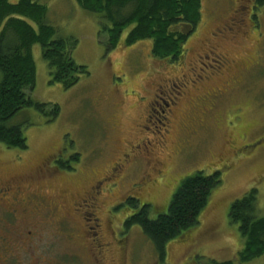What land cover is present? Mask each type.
<instances>
[{
	"label": "rangeland",
	"instance_id": "rangeland-1",
	"mask_svg": "<svg viewBox=\"0 0 264 264\" xmlns=\"http://www.w3.org/2000/svg\"><path fill=\"white\" fill-rule=\"evenodd\" d=\"M39 1L47 8V21L56 29L54 38L75 42L72 56L88 72L68 89L61 83H52L43 47L40 43L33 45L37 75L34 88L27 93L34 101L49 104V110L58 105L59 115L52 119V115L31 107L10 121V125L22 126L28 148L8 147L0 142V178L10 177L14 171L33 169L47 158H56L60 151L62 156L54 160L60 171L53 172L40 185L50 197L61 189L72 195L82 194L88 187L86 184L97 177L108 178L98 210L102 236L111 242L116 235L118 243L127 247L110 246V252L102 255V264H201L211 260L264 264V255L240 261L245 241L239 224L232 222L229 215L234 201L257 189V215L264 216V0H203L202 20L196 32L189 35L180 63L156 57L151 39L127 45L129 29L123 32L115 48H109L108 33L101 32L106 24L101 26L103 16L89 12L76 0ZM248 4L257 23L242 46L251 66L249 74L243 84L236 85L223 98L198 103V82L193 84L191 77L195 78L192 73L199 64V54L204 51L202 47L212 24L222 23L219 17H225V11ZM237 50L241 53L242 49ZM205 63L199 65L198 72L202 75L212 72L209 63ZM183 75L190 85L182 90L176 84L170 93L171 82L183 79ZM2 78L0 70V82ZM169 94L170 98L179 97L178 114H181L180 119L173 120L170 131L164 125L159 99L161 96L167 100ZM146 145L154 149L153 162L161 160L160 166H156L159 172L152 169L139 150ZM128 153L130 159L123 170L113 173V166ZM17 158L22 160L21 164L14 162ZM61 161L69 167H63ZM217 170L222 171V184L213 190L198 223L168 242L164 259H160L154 242L140 225L126 228L125 220L136 208L122 205L113 211L115 231L118 225L114 234L108 219L109 205L133 195L141 203L151 204L150 216L157 218L168 210L185 177L197 171L212 174ZM147 177L154 179L141 189L136 187L138 181ZM109 184H113L110 189ZM46 199L50 203L55 200ZM74 199L60 198L61 207L52 203L60 215L64 213L63 216L76 222H65L67 219L63 217H56L55 221L45 218L43 224L47 229L43 230L39 247L41 256L34 263L97 264L89 252L87 241L91 236L81 240L73 235L78 232L73 227L84 231L86 223L75 212ZM20 225L15 219L0 215V233L9 236L10 228ZM10 237L21 249L29 247L26 241ZM23 254L28 255L23 257L26 260L32 257L29 250Z\"/></svg>",
	"mask_w": 264,
	"mask_h": 264
},
{
	"label": "trees",
	"instance_id": "trees-1",
	"mask_svg": "<svg viewBox=\"0 0 264 264\" xmlns=\"http://www.w3.org/2000/svg\"><path fill=\"white\" fill-rule=\"evenodd\" d=\"M89 12L100 13L105 21L101 32L108 33L109 48H115L123 32L129 29L125 43L133 45L144 39L153 41L152 52L162 59L178 60L189 33L173 28L184 23L194 30L202 18L203 0H76ZM47 8L38 0H0V142L8 147L28 148L21 125L10 121L23 109L34 107L52 119L60 107L34 101L27 93L36 81V64L32 47L40 43L47 61L52 83L71 88L86 74L87 67L72 56L76 43L55 39L56 29L46 19ZM31 21L34 24L31 23ZM193 28V29H192ZM50 118V119H51ZM51 119V120H52ZM222 171H204L185 177L172 196L168 210L152 218L151 204L140 203L131 196L127 205L137 211L129 217L126 228L138 224L154 242L156 252L164 259L166 246L198 223L213 190L222 184ZM257 189L234 201L230 219L239 224L244 238L241 262L264 255V216L257 215ZM201 264H234L232 261L211 260Z\"/></svg>",
	"mask_w": 264,
	"mask_h": 264
},
{
	"label": "flooded vegetation",
	"instance_id": "flooded-vegetation-1",
	"mask_svg": "<svg viewBox=\"0 0 264 264\" xmlns=\"http://www.w3.org/2000/svg\"><path fill=\"white\" fill-rule=\"evenodd\" d=\"M252 14L253 9L249 7V4L242 8L235 6L231 11L224 12L225 17H219L222 23L216 22L212 24L209 38L204 42L202 47L204 51L202 54H199V64L192 73L195 78L191 77V82H194L193 84H196V81L198 82V91L196 92V95H198L197 99H199L198 103L201 100L207 101V99L210 101L213 99L215 102L230 93L236 85L243 84L245 76L249 74L251 70V66L249 67L247 62L248 55L245 54L244 57V49L242 46L248 33L257 28V23ZM198 25L194 30H191V27L184 26L183 23L175 26L173 29L176 31L190 32L189 35H191L196 32ZM184 46L182 56L178 60L169 59L171 63H180L181 58L185 54ZM237 49H242L240 51L241 53H238L239 50ZM201 62L209 63L210 67H208V69H212L210 74L202 75L198 72L199 69H201L199 68ZM171 84L170 93H173V90L177 87L176 84L180 86L179 89L182 88V90H185L190 85V82L187 76L183 75V79L172 81ZM178 94L181 95L180 92ZM170 97L169 94L168 99ZM174 97L170 98L169 101L161 96L159 98L162 101L161 111L164 113L166 121L164 125L167 129L171 126L174 119H180L181 117V114H178L179 97ZM168 131L170 130L168 129ZM143 146L140 147L141 149L139 150H141L142 154L148 159L149 164L152 165V169L159 172L160 170L156 166H160V158L154 163L152 160L154 149H149L148 145L145 147ZM129 155L130 153L124 154L120 159V163L116 162L112 168L113 173L123 170L126 165L125 163L130 159V157H128ZM60 156H62L61 151L56 158H47L41 165L33 169L22 172L14 171L10 177L0 178V215L4 214L8 218L11 217L15 219L19 225V221L23 224V226L20 225V228H16L15 226L11 227L9 236L0 233V264H37L36 262L34 263V261L41 256L39 247L42 242L43 230L47 229L45 224H43L45 218L50 221H55L56 217H63L67 219L65 222L75 224L76 221L70 220L67 216H63L64 213L61 215L58 213L57 207L55 206L61 207L62 203L59 202L60 198H75L73 200L75 206L74 210L82 217L81 220H85L86 223L83 228L84 231L81 230L79 232L78 227H73V230L78 229V232L73 233V235L81 240L88 235L91 236V239L86 241L89 243V252L92 254V260L94 262L102 264V255H106L107 252H110V246L112 245H116V247L119 248L121 246L124 248L127 247L118 243L116 235H114L111 242H106L102 236L103 225L100 223L101 219L98 217V210L101 208V197L107 189V187L104 188V184L108 178L97 177L94 182L86 184L88 187L82 194L78 193L72 195L65 189H61L59 191L57 190L53 193V196L50 197L48 193L42 192L40 188L41 183L45 181L46 178H51L52 173L56 170L60 171L59 167L54 165V160H59ZM14 162L16 164H21L22 160L20 161V159L17 158ZM60 164L63 167H69V165L63 161H61ZM153 179V177L144 178L141 182L138 181L136 183V187L139 186V188H142V186L153 181ZM113 184H115V182ZM113 184H109L108 188L110 189ZM46 198H55L54 201H51L55 206L48 202L49 199L47 200ZM128 199L127 197L123 201L108 206L107 212L109 223H112V227L110 226L111 228H113V224H115L112 215L113 211L115 209L118 210L122 205H127ZM105 206L106 203L103 198L102 207ZM82 208L84 210H82ZM91 222H93L94 225H91ZM116 231L114 230V234H116ZM10 236L15 238L16 241L23 240L29 243L27 250L26 248L21 249L19 246H16L15 240ZM28 250L31 251L33 258L30 256V258L26 260L23 257H27L28 255L23 253H27Z\"/></svg>",
	"mask_w": 264,
	"mask_h": 264
},
{
	"label": "crops",
	"instance_id": "crops-1",
	"mask_svg": "<svg viewBox=\"0 0 264 264\" xmlns=\"http://www.w3.org/2000/svg\"><path fill=\"white\" fill-rule=\"evenodd\" d=\"M39 1V0H38ZM40 2V1H39ZM50 18H51V16H50ZM49 23V22H48Z\"/></svg>",
	"mask_w": 264,
	"mask_h": 264
}]
</instances>
